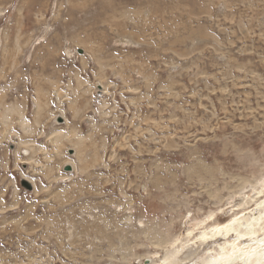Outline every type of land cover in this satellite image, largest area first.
Returning <instances> with one entry per match:
<instances>
[{
  "label": "rangeland",
  "instance_id": "obj_1",
  "mask_svg": "<svg viewBox=\"0 0 264 264\" xmlns=\"http://www.w3.org/2000/svg\"><path fill=\"white\" fill-rule=\"evenodd\" d=\"M262 189L264 0H0V264H198Z\"/></svg>",
  "mask_w": 264,
  "mask_h": 264
},
{
  "label": "bare ground",
  "instance_id": "obj_2",
  "mask_svg": "<svg viewBox=\"0 0 264 264\" xmlns=\"http://www.w3.org/2000/svg\"><path fill=\"white\" fill-rule=\"evenodd\" d=\"M260 191L262 193L263 189ZM247 203L250 202H246L245 207ZM200 239L208 246L209 243L213 244L217 252L208 250L209 255L201 258L198 264H264V198L256 202L254 209L244 212L242 216L235 214L226 223L205 227ZM180 252L168 248L162 263L180 264Z\"/></svg>",
  "mask_w": 264,
  "mask_h": 264
},
{
  "label": "built area",
  "instance_id": "obj_3",
  "mask_svg": "<svg viewBox=\"0 0 264 264\" xmlns=\"http://www.w3.org/2000/svg\"><path fill=\"white\" fill-rule=\"evenodd\" d=\"M60 122H63V120H59ZM67 170H69V169H67ZM29 179H27V178H25V177H22V179H21V181H25V182H27L26 184L30 187V190H28L27 188H25V187H23V186H21V188L22 189H24V190H26V191H29V192H32L33 191V188H34V186L32 185L33 184V182H30V181H28Z\"/></svg>",
  "mask_w": 264,
  "mask_h": 264
},
{
  "label": "water",
  "instance_id": "obj_4",
  "mask_svg": "<svg viewBox=\"0 0 264 264\" xmlns=\"http://www.w3.org/2000/svg\"><path fill=\"white\" fill-rule=\"evenodd\" d=\"M59 122H60V121H59ZM26 183H27V182L22 181V182H21V185H22L23 187L27 188L28 190H30V187H29Z\"/></svg>",
  "mask_w": 264,
  "mask_h": 264
},
{
  "label": "crops",
  "instance_id": "obj_5",
  "mask_svg": "<svg viewBox=\"0 0 264 264\" xmlns=\"http://www.w3.org/2000/svg\"><path fill=\"white\" fill-rule=\"evenodd\" d=\"M60 92H62L61 90H60ZM42 125H43V122H42ZM17 151V150H16Z\"/></svg>",
  "mask_w": 264,
  "mask_h": 264
}]
</instances>
